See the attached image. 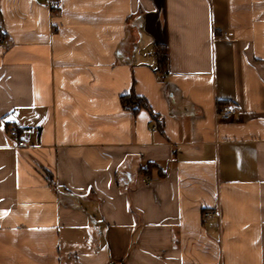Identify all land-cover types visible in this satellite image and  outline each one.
<instances>
[{"label": "crops", "instance_id": "obj_1", "mask_svg": "<svg viewBox=\"0 0 264 264\" xmlns=\"http://www.w3.org/2000/svg\"><path fill=\"white\" fill-rule=\"evenodd\" d=\"M59 2L0 0V264H264V0Z\"/></svg>", "mask_w": 264, "mask_h": 264}, {"label": "trees", "instance_id": "obj_2", "mask_svg": "<svg viewBox=\"0 0 264 264\" xmlns=\"http://www.w3.org/2000/svg\"><path fill=\"white\" fill-rule=\"evenodd\" d=\"M52 9H56V8H52ZM0 36L3 37V35L0 33ZM166 60H167V52H166V48L164 46L161 45H157V50H156V64H157V69L158 70H163L166 67ZM121 102L123 104L124 107L127 108H132V110H138L139 108H146L149 110L150 115L153 119H156L157 116L151 112L147 101L143 98L140 97L134 93H130L127 96H123L121 97ZM156 165L152 164V163H147L146 165H144L141 168V171L143 173H149L148 171L153 169Z\"/></svg>", "mask_w": 264, "mask_h": 264}, {"label": "built area", "instance_id": "obj_3", "mask_svg": "<svg viewBox=\"0 0 264 264\" xmlns=\"http://www.w3.org/2000/svg\"><path fill=\"white\" fill-rule=\"evenodd\" d=\"M51 8H58L60 5L59 0H44ZM0 42L3 44H7L8 41L6 39H2L0 37ZM239 111L238 107L236 105L233 104H223V105H219L216 109V117L220 120H227L230 119L232 116H234L235 114H237ZM8 132L11 136L13 137H17L18 136V132L16 127L11 126L8 129ZM19 145H22L21 141H18ZM213 215V213H210Z\"/></svg>", "mask_w": 264, "mask_h": 264}]
</instances>
